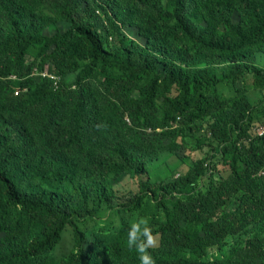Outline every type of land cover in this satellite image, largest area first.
<instances>
[{
  "label": "trees",
  "instance_id": "16d2710c",
  "mask_svg": "<svg viewBox=\"0 0 264 264\" xmlns=\"http://www.w3.org/2000/svg\"><path fill=\"white\" fill-rule=\"evenodd\" d=\"M257 54L264 0H0V264H139L124 215L149 203L156 264H264V227L252 232L264 223V133L249 96L215 93L249 74L264 91ZM206 118L226 177L195 189L209 164L198 159L119 193ZM103 206L120 227L89 239L77 222ZM67 230L73 247L56 257Z\"/></svg>",
  "mask_w": 264,
  "mask_h": 264
},
{
  "label": "rangeland",
  "instance_id": "374dc122",
  "mask_svg": "<svg viewBox=\"0 0 264 264\" xmlns=\"http://www.w3.org/2000/svg\"><path fill=\"white\" fill-rule=\"evenodd\" d=\"M62 30L69 27L68 24H60ZM123 32L128 36L132 37L130 29H124ZM35 51L32 50L28 55L29 62L34 60ZM254 65L264 69V55L257 54L252 59ZM40 73V75L45 76L47 72ZM39 74V73H38ZM77 73L72 74L67 77V82L74 83ZM61 78H56V84L60 81ZM215 93L220 96L222 100L233 98L235 96L245 95L249 96L250 100L256 106L254 110V118H256L255 123L253 124L252 131L256 135V130L259 126H264V91H259L254 88L252 75H247L246 79L243 81H238L236 83H229L228 85L220 84L215 89ZM172 96L177 95V91L174 89L171 93ZM212 123L211 118H206L199 121L202 127L197 132H187L183 139H178V146L174 151H168L162 157L156 159L149 164V171L147 174L137 175V174H126L115 186L120 194L127 193L129 191L136 192L139 189V182L142 179H149L151 181L161 180L163 182H168L175 179L177 176L184 174L187 170L195 164L198 159H204L205 162L209 163L207 169L203 170V174L197 179L195 189L205 192L207 190V183L209 181L208 175L212 174L214 180H217L221 177H226L229 172V166L224 163L222 155L212 156V149L216 146V140L210 134L209 127ZM155 207V206H154ZM150 203L148 204V213L147 215H141L139 212L124 215L125 218L131 222L135 216H145L151 217L150 224L154 222V217L152 215L153 211L156 209ZM161 218L164 215L163 211L159 212ZM121 214L117 211L109 210L107 207L103 206L99 212L92 218L85 220H80L77 223L85 230L89 239L93 236H96L100 233L116 231L119 229L121 224ZM264 227L263 224L256 225L253 227L259 230ZM251 236L249 234L242 235L239 238L230 239L229 246L239 241H245V239ZM73 247V233L70 230H67L63 234V240L59 244L55 255L56 257L62 256L71 250ZM223 254H217L216 256H222Z\"/></svg>",
  "mask_w": 264,
  "mask_h": 264
},
{
  "label": "clouds",
  "instance_id": "9594fccd",
  "mask_svg": "<svg viewBox=\"0 0 264 264\" xmlns=\"http://www.w3.org/2000/svg\"><path fill=\"white\" fill-rule=\"evenodd\" d=\"M150 220L151 217L135 216L128 227L127 247L135 250L139 264H156L149 249L159 246V233H154Z\"/></svg>",
  "mask_w": 264,
  "mask_h": 264
},
{
  "label": "built area",
  "instance_id": "2783aa9c",
  "mask_svg": "<svg viewBox=\"0 0 264 264\" xmlns=\"http://www.w3.org/2000/svg\"><path fill=\"white\" fill-rule=\"evenodd\" d=\"M257 133H258L259 136H262L263 133H264V128H263V127L258 128V129H257ZM260 175H263V176H264V169H262V170L260 171Z\"/></svg>",
  "mask_w": 264,
  "mask_h": 264
}]
</instances>
